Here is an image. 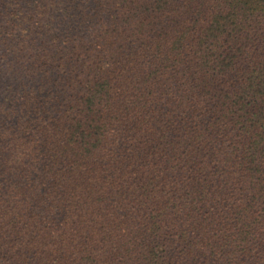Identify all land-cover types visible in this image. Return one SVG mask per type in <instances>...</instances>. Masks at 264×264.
Here are the masks:
<instances>
[{
  "label": "trees",
  "instance_id": "16d2710c",
  "mask_svg": "<svg viewBox=\"0 0 264 264\" xmlns=\"http://www.w3.org/2000/svg\"><path fill=\"white\" fill-rule=\"evenodd\" d=\"M0 264H264V0H0Z\"/></svg>",
  "mask_w": 264,
  "mask_h": 264
}]
</instances>
